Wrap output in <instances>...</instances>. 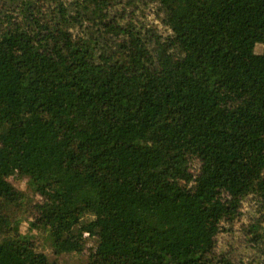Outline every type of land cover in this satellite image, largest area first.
<instances>
[{"label": "trees", "instance_id": "1", "mask_svg": "<svg viewBox=\"0 0 264 264\" xmlns=\"http://www.w3.org/2000/svg\"><path fill=\"white\" fill-rule=\"evenodd\" d=\"M48 247L264 264V0H0V264Z\"/></svg>", "mask_w": 264, "mask_h": 264}, {"label": "rangeland", "instance_id": "2", "mask_svg": "<svg viewBox=\"0 0 264 264\" xmlns=\"http://www.w3.org/2000/svg\"><path fill=\"white\" fill-rule=\"evenodd\" d=\"M18 188L20 189H26V183L20 184L17 182H13ZM49 253V257L51 260H59V261H66L67 263H71V264H84L86 262V257L79 259L76 257L70 258L69 256L65 255L64 258H56V256L51 252V249L48 247V251ZM23 256L25 257V259L30 263V264H38V262L35 259V254L34 251L32 250H27L23 253Z\"/></svg>", "mask_w": 264, "mask_h": 264}]
</instances>
